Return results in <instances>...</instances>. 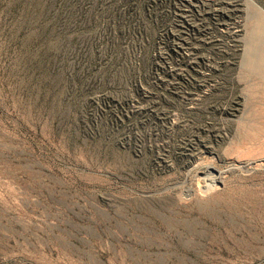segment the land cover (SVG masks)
<instances>
[{
  "label": "rangeland",
  "instance_id": "obj_1",
  "mask_svg": "<svg viewBox=\"0 0 264 264\" xmlns=\"http://www.w3.org/2000/svg\"><path fill=\"white\" fill-rule=\"evenodd\" d=\"M0 264H264V0H0Z\"/></svg>",
  "mask_w": 264,
  "mask_h": 264
},
{
  "label": "bare ground",
  "instance_id": "obj_2",
  "mask_svg": "<svg viewBox=\"0 0 264 264\" xmlns=\"http://www.w3.org/2000/svg\"><path fill=\"white\" fill-rule=\"evenodd\" d=\"M216 186H217V179L211 177V178L204 179V187L202 189L209 191V190L215 189ZM205 190H203V191H205Z\"/></svg>",
  "mask_w": 264,
  "mask_h": 264
}]
</instances>
